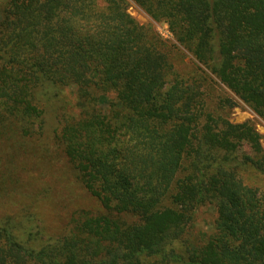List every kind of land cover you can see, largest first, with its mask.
Listing matches in <instances>:
<instances>
[{
  "label": "trees",
  "instance_id": "16d2710c",
  "mask_svg": "<svg viewBox=\"0 0 264 264\" xmlns=\"http://www.w3.org/2000/svg\"><path fill=\"white\" fill-rule=\"evenodd\" d=\"M129 1L172 40L129 15ZM169 46L264 119V0L6 2L0 133L7 122L24 136L41 129L45 105L72 88L55 140L104 212L37 249L20 224L0 225V264H264L261 136L206 112L205 72H178ZM206 205L213 232L194 243L186 235Z\"/></svg>",
  "mask_w": 264,
  "mask_h": 264
},
{
  "label": "rangeland",
  "instance_id": "374dc122",
  "mask_svg": "<svg viewBox=\"0 0 264 264\" xmlns=\"http://www.w3.org/2000/svg\"><path fill=\"white\" fill-rule=\"evenodd\" d=\"M8 0H0V10ZM128 13L139 24H151L160 39L172 40L167 27L151 21L133 2L129 1ZM69 19L68 16H64ZM170 63L181 74L197 73L200 68L207 80L201 87L206 112L240 124L249 122L261 136L264 152V119L240 101L219 81L198 65L191 55L180 48L176 51L169 46L166 50ZM108 95V100H113ZM74 90L67 88L62 94L49 101L45 107L41 129L33 130L31 135L19 133L11 122L2 125L0 133V225L20 224L15 231L35 249L54 243L67 233L73 219L85 212L97 214L104 212L75 180L60 146L55 140L59 132V122L64 113L73 112ZM72 105V106H71ZM106 111V105L101 106ZM263 185L262 178L252 179ZM216 214L214 207H200L186 238L192 242L204 243L213 232ZM11 223H10V222Z\"/></svg>",
  "mask_w": 264,
  "mask_h": 264
}]
</instances>
